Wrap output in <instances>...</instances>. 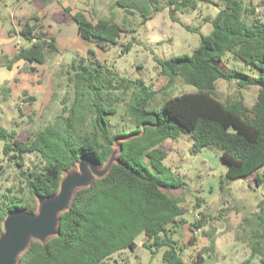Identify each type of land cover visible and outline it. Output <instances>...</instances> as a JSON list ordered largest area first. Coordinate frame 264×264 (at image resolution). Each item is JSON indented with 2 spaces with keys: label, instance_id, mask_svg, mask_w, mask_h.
Instances as JSON below:
<instances>
[{
  "label": "trees",
  "instance_id": "16d2710c",
  "mask_svg": "<svg viewBox=\"0 0 264 264\" xmlns=\"http://www.w3.org/2000/svg\"><path fill=\"white\" fill-rule=\"evenodd\" d=\"M128 1L116 0V4L129 12L127 7L132 4ZM219 1L222 7L216 15L203 18L212 24L211 31L200 36L190 54L154 57L166 77L160 88L154 90L141 79L114 83L115 73L106 68L111 74L106 76L99 61L74 59L69 64L72 72L67 70L74 94L65 114L56 115L53 123L26 141L17 138L15 129L0 125V167L3 157L13 162L28 194L26 200L18 196L0 202L1 232L7 212L19 208L36 211L37 198L55 194L63 172L74 166L81 155L88 154L100 165L106 163L114 139L128 133H110L105 115L113 114L115 108L107 106L103 97L112 90L125 89L128 82L136 89L133 101L126 106L136 125L129 133L135 134L120 142L117 161L104 176L75 191L69 208L59 215L58 234L43 243L31 241L18 264H99L118 249L134 248L135 238L141 233L158 248L165 246L162 253L165 264H184L175 240L167 235V231L174 232L176 225L169 226L184 208L179 205L180 198L169 192L179 182L172 179L169 183L165 179L167 168L162 160L167 153L161 147L164 140L176 137L180 131L192 139L194 151L205 146L220 150L226 163L224 180L246 176L264 167V21H247L245 14L253 13V7L243 6L240 0ZM165 3L173 21H176L174 11L196 7V0H165ZM134 7L140 9L144 18L163 8L160 0H140ZM69 11V7L64 8L65 13ZM71 17L77 32L101 47L106 42L116 43L121 36L122 29L111 18L93 22L82 11H75ZM36 28L26 22L20 29L15 59L43 63L47 53L57 50L54 36L47 39ZM128 48L126 43L124 50ZM227 54L256 71V76L227 67L223 62ZM177 78L196 90L164 98L159 109L150 107V99L156 93L166 92ZM219 79L233 81L241 89L255 86L253 103L247 105L241 96L219 99L216 95ZM31 152L37 153L41 162L27 172L23 168L24 154ZM260 180L256 174V183ZM258 207L262 211L255 213L257 221L251 219L258 226L252 231L251 255H258L264 264V206ZM201 224V219L191 223L193 227Z\"/></svg>",
  "mask_w": 264,
  "mask_h": 264
},
{
  "label": "rangeland",
  "instance_id": "374dc122",
  "mask_svg": "<svg viewBox=\"0 0 264 264\" xmlns=\"http://www.w3.org/2000/svg\"><path fill=\"white\" fill-rule=\"evenodd\" d=\"M240 1L247 8L253 7V13L245 14L247 21H264V0ZM128 2L132 4L127 7L129 12L116 4V0H1L0 125L15 129L17 138L26 141L45 125L53 123L56 115L65 114L74 94L67 79V70L72 72L69 64L74 59L76 62L80 59L99 61L106 76L111 75L110 70L115 73L114 83L122 79H141L154 90L160 88L166 83V77L154 57L190 54L200 36L212 29V24L203 18L215 16L222 7L219 0H196L195 8L174 11L176 21H173L165 0H160L161 10L146 18L134 7L140 0ZM65 7L70 8L68 13L64 12ZM75 11H82L93 22L98 18H111L122 29L120 38L116 43H104L103 47L84 39L71 17ZM26 22L35 24L36 30L43 32L47 39L55 38L57 50L47 53L43 63L14 58L20 45V29ZM22 43L26 45L25 41ZM126 43L129 48L124 50ZM223 62L250 77L256 76V71L231 54L225 55ZM195 90L193 85L177 78L166 92L156 93L149 106L159 109L164 98ZM135 95L133 83L128 82L125 89L112 90L103 97L107 106L115 108L113 114L105 115L110 133H128L114 139V150H118L122 140L135 134L129 133L136 125L126 111ZM216 95L221 100L241 96L251 105L256 87L241 89L233 81L219 79ZM161 147L167 153L162 160L167 168L163 174L165 179L169 183L172 179L179 182L178 187L169 192L180 198L179 205L184 208L169 226L176 225L174 232L167 231V235L175 240L184 264H262L258 255H251V243L252 231L258 229L255 213L262 211L258 205L264 206V167L246 176L224 180L226 163L217 147L205 146L194 151L192 139L182 131L164 140ZM142 159L150 166L146 157ZM24 161L23 168L27 172L41 162L34 152L24 154ZM1 165L0 202L18 196L26 200L28 194L18 168L6 157L2 158ZM69 170L76 172L77 165ZM256 174L261 178L260 183L255 181ZM198 219L202 224L193 227L191 223ZM164 249L165 246L158 248L141 233L135 238L134 248L118 249L99 264H165Z\"/></svg>",
  "mask_w": 264,
  "mask_h": 264
},
{
  "label": "water",
  "instance_id": "95a60500",
  "mask_svg": "<svg viewBox=\"0 0 264 264\" xmlns=\"http://www.w3.org/2000/svg\"><path fill=\"white\" fill-rule=\"evenodd\" d=\"M120 150V144L118 150L113 148L104 165L88 154L81 155L76 162L77 171L68 169L63 172L55 194L37 198L36 211L19 208L7 212L0 232V264H18L31 241L43 243L57 235L59 215L69 208L75 191L91 185L95 178L104 176L117 161Z\"/></svg>",
  "mask_w": 264,
  "mask_h": 264
},
{
  "label": "built area",
  "instance_id": "2783aa9c",
  "mask_svg": "<svg viewBox=\"0 0 264 264\" xmlns=\"http://www.w3.org/2000/svg\"><path fill=\"white\" fill-rule=\"evenodd\" d=\"M197 217H198V214H197Z\"/></svg>",
  "mask_w": 264,
  "mask_h": 264
},
{
  "label": "crops",
  "instance_id": "0c3cea01",
  "mask_svg": "<svg viewBox=\"0 0 264 264\" xmlns=\"http://www.w3.org/2000/svg\"><path fill=\"white\" fill-rule=\"evenodd\" d=\"M173 195H175V194H173ZM178 219V218H177Z\"/></svg>",
  "mask_w": 264,
  "mask_h": 264
}]
</instances>
